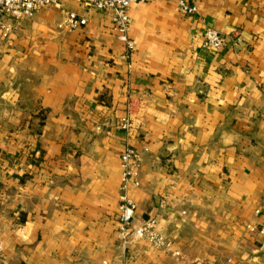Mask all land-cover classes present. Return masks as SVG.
I'll return each instance as SVG.
<instances>
[{"label": "crops", "instance_id": "0c3cea01", "mask_svg": "<svg viewBox=\"0 0 264 264\" xmlns=\"http://www.w3.org/2000/svg\"><path fill=\"white\" fill-rule=\"evenodd\" d=\"M61 1L87 24L59 31L49 7L0 33V264H264L246 229L264 225V0L134 4L130 60L111 12ZM127 146L135 223L156 218L180 258L119 237Z\"/></svg>", "mask_w": 264, "mask_h": 264}, {"label": "built area", "instance_id": "2783aa9c", "mask_svg": "<svg viewBox=\"0 0 264 264\" xmlns=\"http://www.w3.org/2000/svg\"><path fill=\"white\" fill-rule=\"evenodd\" d=\"M78 4L99 11L112 13L113 30L119 42L124 45L122 58L130 60L136 49V43L130 37L132 19L130 8L134 4H148L153 0H74ZM174 2L179 13L191 16L198 12V0H170ZM49 7H57L62 12V19L57 25L59 31L73 32L87 24V19L77 13L68 11L61 0H0V33L3 38H8L14 31L16 24L23 19L33 18L36 14ZM225 37L214 28L206 29L203 37V46L213 51L221 50L225 45ZM130 120L125 118L121 128L129 132ZM121 185L119 195L118 220L120 223L119 237L124 245L136 242H146L155 249L180 258V251L175 249L173 239L161 234L157 229V219L149 217L135 223L137 204L131 197V192L140 187V172L142 168L141 155L132 147L127 146L121 155ZM260 211H255L259 216ZM182 223L186 221L187 213L182 212ZM246 229L250 233L264 235V225L253 222L248 223ZM4 252L0 240V260Z\"/></svg>", "mask_w": 264, "mask_h": 264}]
</instances>
